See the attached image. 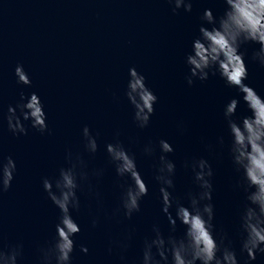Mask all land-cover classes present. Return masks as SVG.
Returning a JSON list of instances; mask_svg holds the SVG:
<instances>
[{
	"label": "water",
	"instance_id": "95a60500",
	"mask_svg": "<svg viewBox=\"0 0 264 264\" xmlns=\"http://www.w3.org/2000/svg\"><path fill=\"white\" fill-rule=\"evenodd\" d=\"M205 6H213L217 14L224 8L223 0H194L191 12L183 8L173 12L168 0H0V154H12L18 168L11 187L0 192V242L22 240L23 264H38L39 246L55 233L60 210L48 197L42 178L67 165L68 147L84 153L89 169H104L100 177H92L103 205L98 206L85 190L80 192L81 208L72 210L81 225L73 264H122L120 251L114 246L109 252V244L134 229L125 252L131 262L141 255L153 223L167 234L170 222L162 212L159 182L153 175L155 158L141 151L144 143L160 136L175 146L168 155L177 163L175 191L180 196L197 188L191 170L183 166L185 157L203 155L212 161L216 223L230 232L239 247L238 211L245 198L242 189L233 187L239 174L227 146L210 152L206 145L217 143L220 134L229 140L223 106L240 93L218 74L191 85L185 78L184 55L198 32ZM245 47L247 82L264 93V66L251 59L258 45L249 42L242 50ZM18 62L29 71L31 85L17 83ZM132 64L159 96L145 128L136 125L124 95ZM21 89L36 90L45 99L51 132L41 133L29 125L27 134L16 136L8 129L7 107L19 100ZM239 111H250L243 100ZM178 121L184 122L183 131ZM85 123L94 133L100 132L94 154L84 150ZM117 131L136 152L149 184L141 210L131 218L110 214L119 203L120 183L128 182L117 176L106 151V142L115 139ZM93 213L101 217L95 227L90 223ZM184 227L178 222L177 234ZM82 242L88 244V252L79 248ZM251 264H264V255L258 254Z\"/></svg>",
	"mask_w": 264,
	"mask_h": 264
},
{
	"label": "clouds",
	"instance_id": "9594fccd",
	"mask_svg": "<svg viewBox=\"0 0 264 264\" xmlns=\"http://www.w3.org/2000/svg\"><path fill=\"white\" fill-rule=\"evenodd\" d=\"M172 11L181 8L191 12L194 0H168ZM223 11L217 14L213 6H205L200 13L202 21L192 37L189 50L184 55L188 66L185 78L188 84L205 81L211 75H219L224 82L235 87L240 95L230 97L223 106L229 140L220 134L217 143H208L210 152L217 146H227L228 155L239 174L233 187L245 193L238 211L237 235L239 247L230 232L216 223L215 168L206 156L185 157L183 166L190 169L193 183L184 196L176 193L177 163L168 153L175 152L174 144L166 137L150 139L141 151L155 158L154 178L159 182V200L162 212L167 214L170 228L167 232L159 223H153L151 233L145 235L141 255L129 262L125 255L134 235V229L126 236L114 239L108 247L116 246L122 264H251L258 254L264 255V93L247 82L249 69L246 62L247 48L255 42L251 59L264 66V0H223ZM211 5V4H209ZM17 83L32 84L29 71L22 62L15 66ZM124 95L132 106L133 120L139 128L147 127L156 111L157 92L147 83V76L135 64L128 67V79ZM19 100L9 103L5 114L8 129L16 136L27 134L29 125L44 132H51L46 101L32 90H20ZM241 100L250 110L241 113ZM183 131V121L177 122ZM84 150L90 154L99 148V130L94 133L87 123L82 128ZM119 131L115 139L106 142L109 162L115 166L120 183L119 203L111 215L131 218L141 210V201L149 193V184L141 171L137 154L125 145ZM158 154V155H157ZM67 165L58 173L44 176L42 183L48 197L59 208L55 233L39 246L38 264H73L77 233L81 225L72 210L81 208L80 192L87 191L95 197L98 206L103 205L101 193L92 177H100L103 168L89 169L82 151L66 149ZM17 161L12 154H0V192L11 187L17 172ZM186 201V202H185ZM101 222L99 214H91L93 227ZM184 225L177 234V225ZM83 252L89 251L86 243H80ZM25 260L22 240L4 244L0 242V264H23Z\"/></svg>",
	"mask_w": 264,
	"mask_h": 264
}]
</instances>
